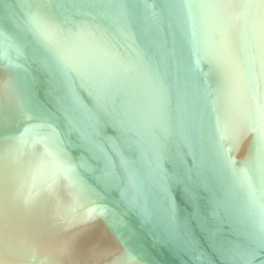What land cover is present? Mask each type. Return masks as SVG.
<instances>
[{"label":"water","instance_id":"water-1","mask_svg":"<svg viewBox=\"0 0 264 264\" xmlns=\"http://www.w3.org/2000/svg\"><path fill=\"white\" fill-rule=\"evenodd\" d=\"M0 264H264V0H0Z\"/></svg>","mask_w":264,"mask_h":264}]
</instances>
